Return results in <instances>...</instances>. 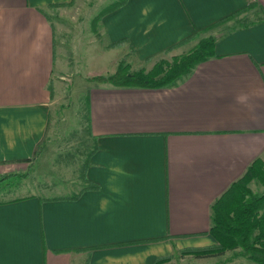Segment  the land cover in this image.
Segmentation results:
<instances>
[{"label": "crops", "instance_id": "obj_1", "mask_svg": "<svg viewBox=\"0 0 264 264\" xmlns=\"http://www.w3.org/2000/svg\"><path fill=\"white\" fill-rule=\"evenodd\" d=\"M74 3L0 0V264L208 261L181 250L216 243L214 203L264 164V0H128L99 22L100 39L90 29L83 107L87 178L98 187L85 189L80 174L71 194L45 196L31 191L43 155L33 156L72 74L64 34L80 26L62 19ZM209 36L216 54L171 85L89 79L123 60L146 68ZM249 186L264 194L257 179ZM240 251L214 257L250 264Z\"/></svg>", "mask_w": 264, "mask_h": 264}, {"label": "trees", "instance_id": "obj_2", "mask_svg": "<svg viewBox=\"0 0 264 264\" xmlns=\"http://www.w3.org/2000/svg\"><path fill=\"white\" fill-rule=\"evenodd\" d=\"M127 1L121 0L114 3L99 14L94 19L93 30L96 31L98 23L104 15L124 6ZM240 13L241 11L236 12L225 20ZM191 37L193 38L195 35ZM216 41L217 38L214 36L205 37L188 53L174 56L171 62L161 59L151 70H146V68L132 70L131 64L123 60L114 73L94 76L89 79L116 86L159 87L171 85L187 76L199 63L213 57L216 54ZM121 43L123 41L111 44V46ZM44 140L45 138L38 143L33 158L39 156ZM93 154L94 152H90V157ZM89 165L90 160L88 159L81 171V177L87 183L85 189L97 188L98 186L87 178ZM254 179L264 184V164L259 159L214 203L210 235L214 237L216 243L208 247L184 248L181 250L183 255L209 257L240 248L241 255L258 264H264V194L255 193L250 188L249 184ZM4 180L5 178H0V183H3ZM171 261L172 256L170 255L158 258L153 264H173Z\"/></svg>", "mask_w": 264, "mask_h": 264}, {"label": "rangeland", "instance_id": "obj_3", "mask_svg": "<svg viewBox=\"0 0 264 264\" xmlns=\"http://www.w3.org/2000/svg\"><path fill=\"white\" fill-rule=\"evenodd\" d=\"M119 1L121 0H75L74 5L65 10L64 19H62L64 20V24L66 26H74L72 24L80 26L79 30L76 27V29H66V33L64 34V36L66 34L68 35L65 37V43L69 47V54L71 55L73 52V62L71 61L70 64H66L67 69H71L72 74H68L70 79L68 77L66 78L64 90L61 93L63 96V105L53 109L50 133L45 138L43 148L40 152L41 154H39L43 155L40 160V165L39 160H37L36 167L31 171V174L34 175L32 184L35 186V188H31V191L41 192L45 196L71 194L77 186L75 182L80 176L85 162L91 159L90 152L93 143L92 140L88 139L85 129L83 107L89 84L88 79L84 75L90 73V64L87 59V56H89L87 41L90 37L89 31L93 29L94 19L112 4ZM122 7L124 6L118 7L104 15L100 22L104 21L108 15L120 10ZM56 19L58 18H54V20ZM99 26L100 23H98L96 31H93L98 39L101 38L100 34L97 33L100 29ZM91 38L92 40L96 39L94 37ZM195 43H189V45L178 49L176 51L177 54L188 53L190 51L189 49ZM72 48L75 51H72ZM176 52L165 53L162 56L171 62ZM113 57L114 59L116 58L114 55ZM66 61L68 62V59ZM155 62H149L145 66L146 70L152 69L156 64ZM132 70L134 69L132 68ZM43 186H50V190L43 191L41 189ZM253 189L256 192H262V186L258 184L253 185ZM233 254L235 255L232 251L229 253L230 256ZM209 258L208 261L203 262L194 261L196 258L192 257L191 259L178 260L177 264H219L222 260L221 257L210 256ZM249 262L250 264H258L252 260H249Z\"/></svg>", "mask_w": 264, "mask_h": 264}]
</instances>
